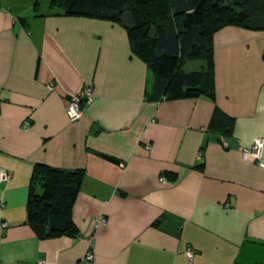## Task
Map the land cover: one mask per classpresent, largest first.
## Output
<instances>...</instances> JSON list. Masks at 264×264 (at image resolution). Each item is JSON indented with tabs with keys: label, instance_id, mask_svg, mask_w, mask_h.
Returning a JSON list of instances; mask_svg holds the SVG:
<instances>
[{
	"label": "crops",
	"instance_id": "1",
	"mask_svg": "<svg viewBox=\"0 0 264 264\" xmlns=\"http://www.w3.org/2000/svg\"><path fill=\"white\" fill-rule=\"evenodd\" d=\"M212 44L214 98L155 101L122 25L0 0V264H75L91 234L94 264H264V148L262 164L242 155L264 138V31L225 26ZM86 85L94 98L71 121ZM37 163L84 171L76 234L27 223Z\"/></svg>",
	"mask_w": 264,
	"mask_h": 264
},
{
	"label": "trees",
	"instance_id": "2",
	"mask_svg": "<svg viewBox=\"0 0 264 264\" xmlns=\"http://www.w3.org/2000/svg\"><path fill=\"white\" fill-rule=\"evenodd\" d=\"M50 7L122 25L132 52L154 73L155 101L214 98L213 34L225 26L264 31V0H50ZM188 61H201L202 71L185 72ZM83 175L82 169L34 165L26 221L39 236L76 234L72 205Z\"/></svg>",
	"mask_w": 264,
	"mask_h": 264
},
{
	"label": "built area",
	"instance_id": "3",
	"mask_svg": "<svg viewBox=\"0 0 264 264\" xmlns=\"http://www.w3.org/2000/svg\"><path fill=\"white\" fill-rule=\"evenodd\" d=\"M47 87L48 89H53L54 83L53 82L48 83ZM93 98L94 95L92 93V88L89 85H86L78 93L70 95L66 110L68 118L71 121L78 119L82 115L85 107L93 100ZM27 124L28 123L26 122L24 128ZM263 148H264V138L257 137L253 140L252 146L249 149L246 148L242 149V155L245 158L252 157L258 164H262L261 158H262ZM8 179H9V174L5 172L3 169H0V181H6ZM161 180L165 181V178L161 177ZM105 222L106 219L104 216L97 217L94 222V229L105 224ZM88 241H89V249L84 253L83 257L79 259L75 264L95 263V257L93 251V244H94L93 234H91L88 237ZM186 255L188 256V258H192L194 256V250L188 247L186 250Z\"/></svg>",
	"mask_w": 264,
	"mask_h": 264
},
{
	"label": "rangeland",
	"instance_id": "4",
	"mask_svg": "<svg viewBox=\"0 0 264 264\" xmlns=\"http://www.w3.org/2000/svg\"><path fill=\"white\" fill-rule=\"evenodd\" d=\"M173 24V23H172ZM192 66V67H191ZM191 68H198V63H195V64H190V63H187V64H185L184 66H183V69L185 70V71H189V70H191Z\"/></svg>",
	"mask_w": 264,
	"mask_h": 264
}]
</instances>
